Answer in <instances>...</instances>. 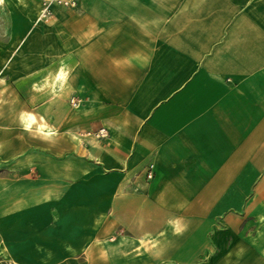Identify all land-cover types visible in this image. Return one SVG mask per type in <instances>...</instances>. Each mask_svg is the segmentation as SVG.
I'll use <instances>...</instances> for the list:
<instances>
[{"label": "crops", "instance_id": "obj_1", "mask_svg": "<svg viewBox=\"0 0 264 264\" xmlns=\"http://www.w3.org/2000/svg\"><path fill=\"white\" fill-rule=\"evenodd\" d=\"M44 1H0L7 254L264 264V0Z\"/></svg>", "mask_w": 264, "mask_h": 264}, {"label": "built area", "instance_id": "obj_2", "mask_svg": "<svg viewBox=\"0 0 264 264\" xmlns=\"http://www.w3.org/2000/svg\"><path fill=\"white\" fill-rule=\"evenodd\" d=\"M59 5L63 7H74L76 5V0H45L41 10V17L46 18L49 16V8L51 5ZM101 136L105 135V131L101 129L98 133ZM152 165L149 166L147 177H152Z\"/></svg>", "mask_w": 264, "mask_h": 264}, {"label": "rangeland", "instance_id": "obj_3", "mask_svg": "<svg viewBox=\"0 0 264 264\" xmlns=\"http://www.w3.org/2000/svg\"><path fill=\"white\" fill-rule=\"evenodd\" d=\"M100 130L101 129H99L96 133H94V136H93L94 138L95 137L96 138L103 137V136H101V135L98 134ZM9 244H8V241H5L4 239H0V264H18L15 261L16 260L15 259L16 257H13V256L11 257V255H8L7 254L9 252L8 249H10L9 246L11 245V244L10 245Z\"/></svg>", "mask_w": 264, "mask_h": 264}, {"label": "bare ground", "instance_id": "obj_4", "mask_svg": "<svg viewBox=\"0 0 264 264\" xmlns=\"http://www.w3.org/2000/svg\"><path fill=\"white\" fill-rule=\"evenodd\" d=\"M1 1V0H0Z\"/></svg>", "mask_w": 264, "mask_h": 264}]
</instances>
